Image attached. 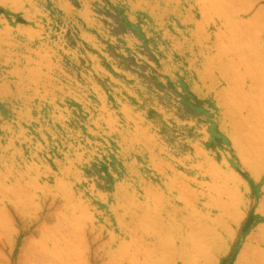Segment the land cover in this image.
Masks as SVG:
<instances>
[{
  "label": "rangeland",
  "instance_id": "374dc122",
  "mask_svg": "<svg viewBox=\"0 0 264 264\" xmlns=\"http://www.w3.org/2000/svg\"><path fill=\"white\" fill-rule=\"evenodd\" d=\"M263 23L0 0V264H264Z\"/></svg>",
  "mask_w": 264,
  "mask_h": 264
},
{
  "label": "bare ground",
  "instance_id": "6f19581e",
  "mask_svg": "<svg viewBox=\"0 0 264 264\" xmlns=\"http://www.w3.org/2000/svg\"><path fill=\"white\" fill-rule=\"evenodd\" d=\"M213 4V3H212ZM241 4V3H240ZM202 5H203V3H202ZM205 5V4H204ZM207 5V4H206ZM212 6V5H211ZM201 7V6H200ZM230 7V6H229ZM233 9V8H232ZM203 14V13H202ZM260 21V20H259ZM258 22V21H257ZM203 24V23H202ZM223 24V23H222ZM264 24V23H263ZM226 25V24H225ZM243 26V25H242ZM217 27V26H216ZM226 28V27H225ZM225 32V31H224ZM225 34V33H224ZM242 34V33H241ZM237 36V35H236ZM244 37H246V36H244ZM242 38V37H241ZM217 42V41H216ZM217 44V43H216ZM220 45V44H219ZM220 47V46H219ZM217 48V47H216ZM239 48V47H238ZM219 49V48H218ZM228 51H229V49H227ZM216 53V52H215ZM218 53H220V52H218ZM227 54V53H226ZM212 55V54H211ZM216 55V54H215ZM218 55V54H217ZM223 55H225V54H223ZM231 56V55H230ZM233 56V55H232ZM229 62V61H228ZM234 62V61H233ZM230 63V62H229ZM228 64V63H227ZM231 65V64H230ZM239 66V65H238ZM255 68V67H254ZM254 70V69H253ZM245 71V70H244ZM235 73V72H234ZM246 73V72H245ZM241 74V73H240ZM236 75V74H235ZM247 75V74H246ZM242 76V75H241ZM254 76V75H253ZM252 76V77H253ZM232 77V76H231ZM235 77V76H234ZM237 78V77H236ZM231 79V78H230ZM257 79V78H256ZM252 81V80H251ZM260 81V80H259ZM258 81V82H259ZM237 82V81H236ZM256 82V81H255ZM261 82H263V81H261ZM249 86H250V84H249ZM254 86V85H253ZM240 88V87H239ZM236 89V88H235ZM232 90H233V88H232ZM237 94V93H236ZM246 95V94H245ZM243 96V95H242ZM242 96H240V98L242 97ZM250 96V95H249ZM254 97V96H253ZM256 97H258V96H256ZM252 99H254V98H252ZM263 104H264V102H263ZM257 105V104H256ZM257 108V107H256ZM231 109V108H230ZM251 111V110H250ZM245 113H246V111H245ZM251 114V113H250ZM264 114V113H263ZM252 115V114H251ZM255 115V114H254ZM256 116V115H255ZM248 117V116H247ZM255 119V118H254ZM245 121V120H244ZM243 121V122H244ZM246 122H247V119H246ZM255 123V122H254ZM254 123H252V124H254ZM244 125V124H243ZM256 125V124H255ZM263 125V124H262ZM259 126V125H258ZM258 126H257V128H258ZM249 127V126H248ZM239 128V127H238ZM259 128H260V126H259ZM236 129V128H235ZM248 129V128H247ZM261 129V128H260ZM262 130V129H261ZM253 133H254V131H253ZM246 141V140H245ZM254 142V141H253ZM256 142V141H255ZM248 143H250V142H248ZM262 143V142H261ZM252 144V143H251ZM255 144V143H254ZM253 144V145H254ZM257 144V143H256ZM261 145V144H260ZM260 150V149H259ZM255 151V150H254ZM252 153V152H251ZM251 155V154H250ZM162 162V161H161ZM186 177V176H185ZM194 179V178H193ZM188 186V185H187ZM150 191V190H149ZM225 192V191H224ZM203 193H204V191H203ZM156 203V202H155ZM158 203V202H157ZM174 205V204H173ZM157 206V205H156ZM156 218V217H155ZM38 247V246H37Z\"/></svg>",
  "mask_w": 264,
  "mask_h": 264
}]
</instances>
